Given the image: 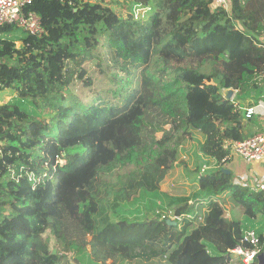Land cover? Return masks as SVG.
Instances as JSON below:
<instances>
[{"label": "trees", "instance_id": "16d2710c", "mask_svg": "<svg viewBox=\"0 0 264 264\" xmlns=\"http://www.w3.org/2000/svg\"><path fill=\"white\" fill-rule=\"evenodd\" d=\"M129 1L120 16L88 0H33L24 11L43 35L0 28V91L14 92L0 105V264H229L242 228H264V193L222 167L224 142L247 138L241 107L264 93V0H228L227 12L210 0ZM136 5L148 8L138 20ZM99 50L138 71L136 89L115 92L119 106L71 92L91 85L83 65ZM192 132L219 167L196 179L190 205L160 183ZM221 196L242 221L224 217ZM198 206L200 221L188 217ZM166 208L181 221L162 220Z\"/></svg>", "mask_w": 264, "mask_h": 264}, {"label": "rangeland", "instance_id": "374dc122", "mask_svg": "<svg viewBox=\"0 0 264 264\" xmlns=\"http://www.w3.org/2000/svg\"><path fill=\"white\" fill-rule=\"evenodd\" d=\"M87 1V0H83ZM91 2L101 3L108 5L113 11L120 16H124L130 10L129 0H88ZM16 33H21L18 30ZM17 35H9L5 38L17 39ZM98 55L95 59L87 62L83 65L86 70L85 79H89L91 82L90 86H85L81 81H74L71 85V92L79 96L81 99L86 101V98L99 97L103 101L112 106H119L123 102L122 97H117V89L123 86L128 92L138 87V71H125L120 66L114 65L110 62L109 56L104 50L98 51ZM129 73V74H128ZM127 79V80H126ZM128 81L127 83L125 82ZM121 82V83H119ZM14 92L11 90L0 91V105L10 101L13 97ZM160 134H157L159 137ZM202 142V136L197 132H192L190 137H185L177 146V158L173 163V168L168 171L163 181L160 183V190L167 193L170 196L189 198V202H194L192 195L196 192V179L199 169L202 165H213V162L199 153L200 144ZM237 159V158H236ZM231 161V160H230ZM242 166L241 162H238ZM228 163H225L222 167L227 169ZM237 169V170H238ZM130 169H125L121 173L128 172ZM232 172V177L238 175ZM236 178V177H234ZM116 175L110 178L109 185L116 187L117 183ZM219 202L222 204L224 209V217L227 219L243 220V215L240 208L234 207L232 203L225 197L221 196ZM200 213V206L197 207ZM256 222H260V218L256 219ZM71 260V259H70ZM122 264H132L123 262ZM136 264H144L137 262ZM145 264H164L159 261L154 263Z\"/></svg>", "mask_w": 264, "mask_h": 264}, {"label": "built area", "instance_id": "2783aa9c", "mask_svg": "<svg viewBox=\"0 0 264 264\" xmlns=\"http://www.w3.org/2000/svg\"><path fill=\"white\" fill-rule=\"evenodd\" d=\"M33 0H0V28L3 26H12L24 33L40 37L43 35L44 29L41 25L40 18L33 12H25L24 8L29 6ZM210 8L212 11L223 10L229 11L230 5L228 0H210ZM148 8L141 6L132 7V15L135 20L143 18ZM263 42V41H262ZM264 43V42H263ZM16 46L17 43L15 42ZM20 44L19 47H21ZM18 47V48H19ZM223 96L226 92H222ZM233 100V97L230 101ZM258 108H264V105L248 107L242 109L245 120L251 119ZM223 148L228 151L230 157H238L246 163L258 162L264 160V132L246 138L242 141H227L224 142ZM213 165H202L199 169L197 179L205 175L210 169L219 167L215 160L209 159ZM242 186H247L253 190L264 193V181L251 179L244 181L241 179L235 182ZM192 205L194 202H188ZM159 213L162 220L179 222L182 215L177 216L171 209H165ZM188 217H196L201 220L198 209H195L194 214H188ZM229 264H262L259 257L264 260V228L260 225L245 226L241 230L239 243L232 249L227 250Z\"/></svg>", "mask_w": 264, "mask_h": 264}, {"label": "crops", "instance_id": "0c3cea01", "mask_svg": "<svg viewBox=\"0 0 264 264\" xmlns=\"http://www.w3.org/2000/svg\"><path fill=\"white\" fill-rule=\"evenodd\" d=\"M260 39L264 42V37H261ZM16 43H17L16 47L18 48L21 43L18 41ZM262 85L264 87V83ZM235 94L236 92L233 91V96H232L233 98ZM259 104L264 105V93L262 97L257 101V103L253 106H258ZM253 106H249V107H253ZM241 109H245V108L241 107ZM246 122H247V129H246L247 138L263 133L264 108H258L254 116L251 119L246 120ZM237 160L238 162H241L243 164L242 166L239 165V169H238ZM225 170L229 171L231 175H232L231 171L238 174L234 176L236 178L233 177L234 182H239L241 179H243L244 181L253 179L255 180V182L264 181V160L258 162L246 163L238 157H231V161L229 162L228 167Z\"/></svg>", "mask_w": 264, "mask_h": 264}, {"label": "water", "instance_id": "95a60500", "mask_svg": "<svg viewBox=\"0 0 264 264\" xmlns=\"http://www.w3.org/2000/svg\"><path fill=\"white\" fill-rule=\"evenodd\" d=\"M232 96H233V91H232V90H228V91H226V94H225V98H226V99L231 100ZM225 173L228 174L229 171L225 170ZM166 223H167V224H170V225H175V222H171V221H166ZM52 253L55 254V250H53ZM259 259H260L261 263L264 264L263 257L260 256Z\"/></svg>", "mask_w": 264, "mask_h": 264}]
</instances>
